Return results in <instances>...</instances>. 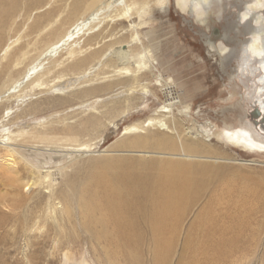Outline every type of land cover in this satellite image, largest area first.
I'll use <instances>...</instances> for the list:
<instances>
[{"label":"bare ground","instance_id":"1","mask_svg":"<svg viewBox=\"0 0 264 264\" xmlns=\"http://www.w3.org/2000/svg\"><path fill=\"white\" fill-rule=\"evenodd\" d=\"M56 3L57 0H30L18 6V0H0V206L9 211L0 214V229L6 224H17L27 236L40 220L55 214V206L60 205L48 203L44 205V217L37 215L43 207L41 190L52 188L54 174L46 164L36 165L24 159L22 148L32 150L28 144L34 143L55 147L68 144L71 152L80 155L100 153L107 132L112 131L122 137L114 148L138 150L146 157L152 153L177 159L104 157L93 163L86 182L74 186L70 181L80 227L91 239L104 242L105 255L110 259L120 255L126 264H144L141 245L147 228L152 238L150 264H164L173 255L175 264H195L194 256H205L210 250L221 260L226 257L227 264H241L243 257L238 259L232 254L234 241L209 243L213 233L208 228L212 221L208 210L194 225L205 231L202 240L206 241L195 238L193 226L176 245L179 226L200 186L217 177L222 169L195 161L216 159L215 150L199 136L200 129L187 126V98H182L172 78L163 74L164 64L159 60L157 47H152L148 38L162 33L171 3L207 32L209 57L222 71L236 60L237 67L228 74L236 81L229 96L242 92V101L257 112L256 120L251 126L244 121L250 116L238 112L226 116L223 128L211 129L209 135L247 154L264 155V0ZM233 7L237 20L230 11ZM98 45H103L104 50ZM108 50L110 60L116 63L112 75L94 76L82 85H64L68 77L86 75ZM77 88L82 90L76 91ZM51 90L58 92L50 98L58 101L60 108L88 102L90 113L74 125L26 128L23 121L41 110L35 104L12 112L14 104ZM156 92L161 93L163 100H159V95L157 98ZM116 95L122 98L114 105ZM108 96L111 101L102 107L103 111L99 110L96 103ZM150 98L159 101L154 113L120 129L126 117L150 111L154 101ZM91 135L94 138L86 139ZM90 141L94 143H85ZM179 157L184 161H178ZM30 190H38L39 195L32 196L29 205V197L26 199L23 192ZM66 196L59 212L63 221L70 222L74 219L73 207Z\"/></svg>","mask_w":264,"mask_h":264},{"label":"rangeland","instance_id":"2","mask_svg":"<svg viewBox=\"0 0 264 264\" xmlns=\"http://www.w3.org/2000/svg\"><path fill=\"white\" fill-rule=\"evenodd\" d=\"M29 1L18 0V6ZM63 1L57 0L55 5H62ZM230 11L234 20H237V10L233 7ZM168 15L169 17L163 20L164 29L162 28V33L152 35V38L149 37L148 41L152 47L155 49L157 47L159 60L164 64L162 67L163 74L171 77L178 86L179 95L182 98L185 97L184 99H188L186 101L189 103L190 111L187 126L200 129L199 136L215 150V157L218 158L210 160L197 159L195 161L222 169L217 177L206 181L200 186L197 197L185 213L179 226L176 245L181 242V239L184 240L190 228H193L199 217L205 210H208V218L212 220L210 224L208 223V228H211L210 231L213 233L210 244H217L222 239L225 242L234 241L232 254H235L238 259L243 257L241 264H264V155L247 154L238 148L222 144L209 135L211 129L220 130L223 128L226 116H234L238 112L241 115L245 112L250 116L244 121H248L247 123L251 126H253L252 121L256 120L255 109H250V104L242 101V92L241 95L237 92L235 96H231L232 99L229 96L232 94L231 91L236 81L229 78L228 74L233 73V69L237 67V62L236 60L230 62L229 67L227 66L226 69L224 68L225 71H222L215 64V61L209 57L205 40L207 32L196 25L189 17L178 12L171 3ZM17 23L19 24V22ZM89 36H86V38ZM98 46V48L104 50L103 45ZM110 54L109 50L107 53H103L102 61L93 66L86 75H81L78 79L68 77L64 81V85L65 83L70 87L77 86L80 83L82 85L84 81L94 76L112 75L116 63L110 60ZM104 63L108 66H105ZM57 89L59 88L55 90ZM81 90L82 88L76 89V91ZM57 93V91L53 92L51 90L48 93L25 97L14 104L12 112L19 107L23 110L26 107L32 108L36 104L34 107L41 111L23 121L26 128H28L27 125H32L33 127L37 126L36 129H39L41 125L47 128L74 125L80 118L90 113L88 102L71 108H60L57 106L58 101L50 98V96H57ZM156 96L159 100H163L161 93L156 92ZM121 98L119 95L114 96V105L120 103ZM109 99V96L108 98H101L95 106L103 111L104 108L102 107L111 101ZM150 99L154 100L150 111L133 113L135 116L132 114L126 117L120 123V129L131 122L143 120L154 113L153 109L158 106L159 101L158 99ZM108 105L111 106L112 103ZM150 131L155 132L153 129ZM124 137L133 138V136ZM91 138H94V136L86 137V139ZM121 139V133L109 131L107 132L106 143L101 146L100 150L102 151L86 155L71 152V147L68 144H56L55 147L54 145L34 143L32 145L28 144L29 147L33 146L32 150L28 147L21 149L24 159L36 165L44 163L51 168L54 174L55 180L52 188L41 190L42 193L39 189L40 196H43L44 200L41 204L43 207L40 206L42 208L41 210L38 209L37 215H43L44 217V205L48 203L59 202L60 205L58 208L55 206L57 209L54 211L55 214L52 213L47 219L45 217L44 219L41 218L42 220L27 236H24L17 224L4 225L0 229V264H126L124 258L120 255L115 256L114 259L108 258L105 255L104 247L106 245H104V242L91 239L88 233L82 230L74 202H72L73 191L70 188L71 185H68L70 181L74 186L86 182L90 176V168L93 163L104 157L114 158L118 156L129 159L146 157L143 153H138V150L132 149L130 151L114 148V143H118ZM85 143L90 145L94 142ZM114 150H118L117 153ZM159 158L166 161L176 157L149 153L145 160H159ZM179 159L178 161H184L182 157H179ZM242 160L249 162H242ZM0 185L1 193L3 189L1 178ZM23 193H26L24 195L26 199L29 197L27 200L29 205L33 200L32 196L39 195L38 190L24 191ZM64 196H66V200L67 197L69 198L68 202L72 203L70 205L73 207L74 219L70 222H65L60 217L59 207L64 204ZM4 213H9V211L0 206V214ZM204 232V230L197 227L192 231L195 238L199 240L205 239ZM204 241L206 240L201 242ZM151 245L150 231L145 228L144 240L141 245V250L144 253V264H150L151 262L149 253ZM227 247L229 248L228 245ZM198 248L200 250L203 245L200 244ZM143 249L145 250L143 251ZM209 252L205 256H194L195 264H227V262L225 263L228 260L226 257L221 260L213 252L211 253V250ZM175 262L176 258L173 255L164 264H175Z\"/></svg>","mask_w":264,"mask_h":264},{"label":"water","instance_id":"3","mask_svg":"<svg viewBox=\"0 0 264 264\" xmlns=\"http://www.w3.org/2000/svg\"><path fill=\"white\" fill-rule=\"evenodd\" d=\"M215 34L218 36V30L214 29ZM257 114V112H255Z\"/></svg>","mask_w":264,"mask_h":264}]
</instances>
